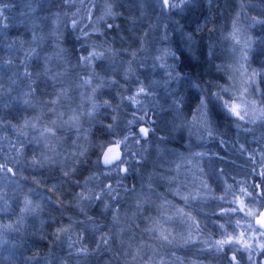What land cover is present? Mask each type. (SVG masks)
I'll list each match as a JSON object with an SVG mask.
<instances>
[{"label": "trees", "instance_id": "1", "mask_svg": "<svg viewBox=\"0 0 264 264\" xmlns=\"http://www.w3.org/2000/svg\"><path fill=\"white\" fill-rule=\"evenodd\" d=\"M173 2L180 7L0 0V61H12L0 63V264H231V254L261 264L259 236L251 250L237 242L218 251L216 241L251 229L254 216L230 211L240 208L237 200L256 213L264 206V119L242 122L213 98L207 140L194 144L183 123L201 98L207 103L220 92L231 61L227 44L256 73L263 100L264 0ZM108 7L114 15L105 14ZM92 51L103 58L83 63ZM66 76L73 83L60 80ZM141 86L146 92L136 95ZM125 136L122 162L106 167L101 151ZM198 151L210 189L183 197L175 160ZM174 210L190 217V235L179 233L188 220H166Z\"/></svg>", "mask_w": 264, "mask_h": 264}, {"label": "rangeland", "instance_id": "2", "mask_svg": "<svg viewBox=\"0 0 264 264\" xmlns=\"http://www.w3.org/2000/svg\"><path fill=\"white\" fill-rule=\"evenodd\" d=\"M154 28V27H152ZM153 38H156V36H153ZM242 35L238 34L236 36L237 41H240L242 39ZM224 51L229 53V58H231V61L229 62L230 64L228 65V71L227 75L224 77L223 84L220 85V100L221 103L223 104V101H229L230 103L235 102L237 104L241 103L242 100L244 101H255L256 102V110L258 111L260 107H264V98L263 100L259 101L256 95H259V88L256 85V79L254 81L251 79L252 72L247 71L244 67L239 65V61H236L232 56L235 54L234 53V48L231 47L229 44L225 45ZM10 74L12 70H9ZM59 80V79H58ZM61 81H66V82H71V78H62L60 79ZM59 80V82H61ZM62 83V82H61ZM247 89V92L245 93L244 90ZM241 93H244L242 96ZM200 111L198 107L194 109L190 116V120L187 123H183L184 125V130L186 131V135L190 140H193L194 144H199L198 142L202 141V139H206L208 137V134L205 133L206 130H209L210 126L208 125L207 121V115L205 117L206 123L203 122L200 118ZM203 111L206 113V108L203 109ZM249 111L250 115L248 118L244 120H240L245 123H252L253 121L256 120H261L259 118H254L251 115V107L249 105ZM207 114V113H206ZM243 114V111L241 112ZM234 116V115H233ZM236 117V116H235ZM25 118V116L22 117V120ZM143 126H141L142 128ZM144 128V127H143ZM207 140V139H206ZM115 142V141H114ZM114 142H110L109 144H114ZM197 149V148H196ZM102 153V151H101ZM198 153L200 155V151L195 153H185L182 154L181 157L178 155L177 161L175 160V164L179 165V169L176 171V174H173L174 178L178 180L183 187H177L178 191L180 194L185 197V196H190V197H196V196H203L202 195V190L210 189V184L207 183L204 174L202 173L201 169V161H200V156H198ZM101 155V154H100ZM101 158V157H100ZM170 162V161H169ZM210 169V168H209ZM211 171V170H210ZM207 176V175H206ZM210 176H212V179L214 180L216 178V174L211 171ZM222 180L219 181V186L222 188ZM207 185V187H205ZM225 186V185H224ZM220 196V195H218ZM239 206L241 207V203L237 200ZM246 209H250L248 206H246ZM260 211H264V206ZM258 211L257 213H259ZM244 214L245 212L242 211ZM176 213V215H175ZM179 217L181 219V223L186 222L188 219L186 218V214L184 211L180 210V212H177V210H174V213H168L165 215L166 220L169 222L172 217ZM255 217L253 218V225L255 222ZM190 227H191V221L188 220V223L182 227L179 231L181 235L188 236L190 235ZM170 227H168L169 229ZM256 228V227H255ZM257 229V228H256ZM247 233L250 234H255L256 232L253 231V229H246L244 230ZM243 230L239 232L240 233L244 232ZM159 234V232H157ZM251 236V235H249ZM248 236V237H249ZM251 237H258V234L256 233L254 236ZM264 243V240L261 242ZM259 248V247H258ZM262 264V263H261Z\"/></svg>", "mask_w": 264, "mask_h": 264}, {"label": "snow or ice", "instance_id": "3", "mask_svg": "<svg viewBox=\"0 0 264 264\" xmlns=\"http://www.w3.org/2000/svg\"><path fill=\"white\" fill-rule=\"evenodd\" d=\"M65 2L67 3L68 0H65ZM159 2L161 3V7L162 8L171 9V8L180 7V5L175 3V2H173V0H159ZM185 2H186V0H181V4L185 3ZM4 7H7V5H5ZM105 14L106 15H114V13H112V11H111V7L106 8ZM0 15H2V12H0ZM102 18L103 17H101V19ZM257 22H261V21H257ZM261 23H264V22H261ZM72 24H73V27H75L76 24H77V21L73 20ZM108 27L111 28L112 25H108ZM83 34L85 36L88 35V33H86V32L83 33ZM31 54H32V52L28 53V55H31ZM103 56H104L103 52L92 51V52H89L87 56H81L80 60L83 63H85V64H89L94 59H102ZM0 63H8V64H10V63H12V61H10V60L7 61V62L0 61ZM24 75H28L27 70L25 71ZM95 75H96V73H94V72L91 74V76H95ZM255 76H256V73L253 72V75H252V78H251L253 81L255 79ZM83 83L84 84H90L91 83V77L89 79L84 80ZM112 83H116V82L112 81ZM95 91H96V89H93V92H95ZM145 92H146V88L144 86H141V87L138 88L136 95H140V94L145 93ZM244 92L246 93L247 89H245ZM241 95L243 96L244 93H241ZM213 98H215V100H217V101H219L221 99L219 93H209V99H208L207 103L205 102V100L203 98H201L200 102L198 104V109L201 110L200 111V118L205 123H206L205 117H206L207 114L203 111V109L207 108L210 104L213 103ZM127 99L131 100L133 103H138V101L136 100V96L127 97ZM53 103H56V101H53ZM249 105L251 107V115L254 118L264 119V107H260L259 110L257 111L256 110V102L255 101L248 102V101L242 100L241 103H239V104H237L235 102L230 103L229 101H223V107L230 114L238 117L240 120H244V119L249 117V115H250ZM101 106L110 107L111 105L109 104L108 101H104L103 105H101ZM96 107H99V106L94 104L93 105V110H95ZM242 111H243V114H241ZM70 119L71 120H76L77 117L73 116V117H70ZM114 119H115V117H114ZM139 119L143 120L144 117H139ZM134 122L135 121H129L128 123L132 124ZM53 123H55V122H53ZM33 126H35V125H33ZM108 127L111 128L112 125H108ZM44 131L50 133V132H52V129L51 128H46V129H44ZM139 131H140L141 134L146 136L148 134V132H149V129L142 127V128H140ZM127 139H128V137L125 136L124 140H116L114 142L113 146L109 147L106 151H104L103 164L106 167L118 166V164L122 162V156H121V153L119 151V146L121 144H123ZM33 162L34 163L36 162L35 158H34ZM4 170H5V166H0V171H4ZM7 171L11 172L12 169L11 168H7ZM119 171L127 172L128 169L127 168H119ZM65 175L67 176L68 173H65ZM260 176H261V182L264 183V171H262L260 173ZM107 187L111 191V186L109 185ZM205 187H207V185H205ZM251 187L253 189H255V188H259L260 185H252ZM241 193H242V195L247 196L249 198H253V199L256 198L254 196V193L252 191H249L247 188H242L241 189ZM260 196L264 197V191H262L260 193ZM221 199H223V197H221ZM230 211L233 212V213H236L238 211H244L246 216H256V223L259 225V229H255V226L252 225V224H248L247 227L251 228V229H254L256 231V233L258 234V236L260 237V239L264 240V231H260V229H264V211H260L259 213H256L252 209H246V206L243 204V200H241V207L240 208H232V209H230ZM222 214H224V213H222ZM237 226H239V221H237ZM5 227H10V226H5ZM221 227H223V225H221ZM60 231H64V229H61ZM161 238L164 239V240H168V237L165 236V235H162ZM252 239H254V237H251V236L245 238V233L244 232L240 233L239 236H228L227 239L216 241L217 250L218 251L223 250V246L224 245H226V244L234 245L237 242L240 243V247L241 248H243L245 250H251L253 248V245L251 243ZM103 242L107 243V240L103 239ZM168 242L171 243V241H168ZM185 243H187V241H185ZM258 247H259V249L262 250L261 254L264 255V243H259ZM81 251H86V249H81ZM237 252H239V249H237ZM133 258L135 259V257H133ZM248 259L250 261L254 260V258L251 255H249ZM231 264H241V261L237 260L236 255H233L231 257Z\"/></svg>", "mask_w": 264, "mask_h": 264}, {"label": "water", "instance_id": "4", "mask_svg": "<svg viewBox=\"0 0 264 264\" xmlns=\"http://www.w3.org/2000/svg\"><path fill=\"white\" fill-rule=\"evenodd\" d=\"M111 146H113V144H108L105 148H104V150L102 151V153H101V161L103 162V154H104V151H106L109 147H111ZM255 225L259 228V225L256 223V219H255ZM262 230H264V229H262Z\"/></svg>", "mask_w": 264, "mask_h": 264}]
</instances>
